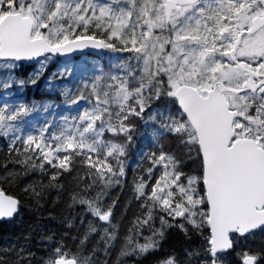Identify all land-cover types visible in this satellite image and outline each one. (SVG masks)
Segmentation results:
<instances>
[{
    "label": "snow or ice",
    "instance_id": "1",
    "mask_svg": "<svg viewBox=\"0 0 264 264\" xmlns=\"http://www.w3.org/2000/svg\"><path fill=\"white\" fill-rule=\"evenodd\" d=\"M89 47L133 55L117 74L65 90L70 114L44 105V112L53 108L51 119L29 122L41 111L37 105L0 104V138L9 141L0 181L20 175L9 163L23 174L48 176V187H62L67 173L76 184L72 203L95 218L78 244L54 243L40 264H101V253L108 256L118 231L117 201H105L124 183L121 158L133 139V118L143 119L149 109L158 125L154 138L173 140L175 150L161 146L147 154L146 178L133 187L141 215L120 256L160 251L167 230L176 228L189 240L201 236L205 245L160 264H231V254L238 264H264V0H0V68L33 60L43 68ZM6 75L3 90L34 85L42 72L29 80ZM80 101L85 106L73 113ZM19 207L0 190V219L13 218ZM145 227L150 235H143ZM97 232L103 246L90 247ZM258 236V251L243 247ZM34 258L24 248L0 251V264Z\"/></svg>",
    "mask_w": 264,
    "mask_h": 264
},
{
    "label": "trees",
    "instance_id": "2",
    "mask_svg": "<svg viewBox=\"0 0 264 264\" xmlns=\"http://www.w3.org/2000/svg\"><path fill=\"white\" fill-rule=\"evenodd\" d=\"M112 52H115L113 55ZM133 54L124 51H113L106 49L100 58L82 57L66 60H50L49 63L40 68L42 75L36 84H27L20 91L18 100H24L26 104L30 102L41 104L50 103L56 105L57 110L64 107L65 97L62 93L67 89L80 87L83 81L91 80L100 74H117L120 66L128 63V57ZM60 67H64L60 72ZM31 68H22L11 70L14 79L29 80L32 77L27 73ZM66 85V86H63ZM85 101H80L74 108L84 107ZM151 109L146 110L144 118H133L135 130L132 133L133 139L126 145L127 155L121 159L124 162L125 177L122 178V185L112 187L110 195L105 201L110 202L116 199L117 204L114 209V220L118 224L116 239L112 241L109 248V254L104 257L101 253V264L106 259L107 264H160V261L169 254L175 255L181 260L185 259V249L203 248L205 241L201 236L194 235L190 240L176 228L167 230L166 238L162 242L160 251L150 252L146 255H128L120 256V250L124 245L125 237L129 234V229L133 225L138 215H141L139 202L135 200L133 187L134 182L141 176H145V170L149 166L146 158L148 153L159 152L161 146L166 153L175 150V142L168 138H160L159 142L154 138V133L158 125L149 119ZM123 140V138H120ZM177 155L182 152L176 150ZM9 156V141L0 138V163L5 162ZM9 170L16 169L20 175L10 183L0 181V190L7 195L20 201V207L15 217L7 222L0 223V251L5 249L30 250L35 254L33 264H40V261L47 257L49 249L54 243H64L69 247L78 244V238L81 236L87 222L95 220L90 214L86 213L84 206L73 204L71 194L76 188L74 179L65 173L60 178L59 183L62 187H48V176L40 172H30L23 174L19 166L9 163ZM4 169L0 168V174ZM55 183V182H53ZM43 185V186H42ZM28 188V191H25ZM35 188L42 193L36 197L32 193ZM81 217L85 224H81ZM102 224L103 222L97 221ZM71 225V226H69ZM158 226V222H157ZM143 235L151 233L145 227ZM100 232L92 234L89 240V246H103L99 240ZM48 237L52 239L49 240ZM76 238V239H74ZM143 243V238H140ZM262 246L261 237L254 241H248L243 247H250L253 251H258ZM231 264H238L236 254L229 256ZM195 264V260L193 261Z\"/></svg>",
    "mask_w": 264,
    "mask_h": 264
},
{
    "label": "rangeland",
    "instance_id": "3",
    "mask_svg": "<svg viewBox=\"0 0 264 264\" xmlns=\"http://www.w3.org/2000/svg\"><path fill=\"white\" fill-rule=\"evenodd\" d=\"M112 53H113V55L115 54V52H112ZM52 60H55V59L53 58V59H51V61ZM48 63H49V61L47 62V64ZM32 67L33 68H31V70L28 71V73H27L31 77H33L34 73L39 71V69L41 68L40 65L37 62ZM16 69L17 70L19 69V64H18V67ZM63 69H65V68L64 67H60V72H62ZM9 71H11V70H6V69H3V68H0V80L7 79L8 76L6 75V73L9 72ZM63 86H66V85H63ZM21 90H22V88H20L18 86H13L12 88L7 89V90L0 89V104L5 103V102H9V103H25L24 100H20V99L18 100L16 98V97L21 96L20 95V91ZM32 104H35L38 107H40L41 111L33 113L32 116L28 118L29 122L35 121L37 123H42V122H44L47 119H51L50 113L53 112V108L55 109V111L58 114H60V113H62V114H70L69 109H67L65 107H63L62 110H57L55 103L54 104H50V103L37 104V103L30 102L28 105H32ZM44 105H52L53 108H49L48 112H44L42 110ZM76 109L77 108L72 109L73 113H74V111Z\"/></svg>",
    "mask_w": 264,
    "mask_h": 264
},
{
    "label": "water",
    "instance_id": "4",
    "mask_svg": "<svg viewBox=\"0 0 264 264\" xmlns=\"http://www.w3.org/2000/svg\"><path fill=\"white\" fill-rule=\"evenodd\" d=\"M104 52H105V49H93V48L89 47V48H86V49H83V50L73 51V52H71L69 54H66L64 56H56V57H54V59L64 60V59H68V58L76 59V58H81V57L100 58L103 55ZM35 63H36L35 60H33V61H21V62H18V64L21 67H23V68L32 67ZM13 218H11V219H13ZM11 219H8V218L0 219V223L7 222V221H9Z\"/></svg>",
    "mask_w": 264,
    "mask_h": 264
},
{
    "label": "flooded vegetation",
    "instance_id": "5",
    "mask_svg": "<svg viewBox=\"0 0 264 264\" xmlns=\"http://www.w3.org/2000/svg\"><path fill=\"white\" fill-rule=\"evenodd\" d=\"M130 54H132V53H130Z\"/></svg>",
    "mask_w": 264,
    "mask_h": 264
}]
</instances>
